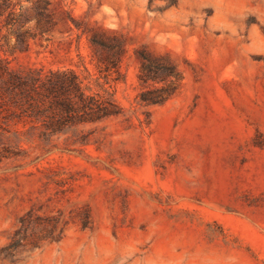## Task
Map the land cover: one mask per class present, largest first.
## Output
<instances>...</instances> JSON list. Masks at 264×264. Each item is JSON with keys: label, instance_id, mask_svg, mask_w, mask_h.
<instances>
[{"label": "rangeland", "instance_id": "1", "mask_svg": "<svg viewBox=\"0 0 264 264\" xmlns=\"http://www.w3.org/2000/svg\"><path fill=\"white\" fill-rule=\"evenodd\" d=\"M36 4L44 36L0 56L72 69L122 114L47 142L12 122L23 150L0 157V264H264V0L15 9Z\"/></svg>", "mask_w": 264, "mask_h": 264}, {"label": "trees", "instance_id": "2", "mask_svg": "<svg viewBox=\"0 0 264 264\" xmlns=\"http://www.w3.org/2000/svg\"><path fill=\"white\" fill-rule=\"evenodd\" d=\"M19 1L0 0V19L5 18L7 30L6 43L0 51L9 55L28 52L31 41L43 37L48 29L44 20L46 6H22L17 12L15 6ZM113 63L116 65V60ZM170 96L166 92L147 100L151 104L162 103ZM120 114L122 108L113 95L88 93L72 69L48 73L43 68L15 70L9 59L0 56V157L23 150L21 137L11 128L14 121L32 124L26 132L27 140L47 142L71 127Z\"/></svg>", "mask_w": 264, "mask_h": 264}]
</instances>
